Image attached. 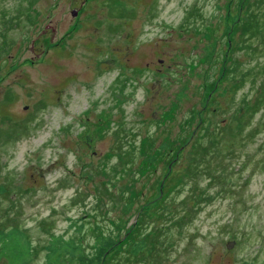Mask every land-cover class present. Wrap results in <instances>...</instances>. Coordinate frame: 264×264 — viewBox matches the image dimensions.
Listing matches in <instances>:
<instances>
[{"label":"rangeland","instance_id":"1","mask_svg":"<svg viewBox=\"0 0 264 264\" xmlns=\"http://www.w3.org/2000/svg\"><path fill=\"white\" fill-rule=\"evenodd\" d=\"M20 1L0 0V229L27 232L25 264L111 230L105 264H264V0H39L55 37L14 29ZM81 1L97 16L67 37Z\"/></svg>","mask_w":264,"mask_h":264},{"label":"trees","instance_id":"2","mask_svg":"<svg viewBox=\"0 0 264 264\" xmlns=\"http://www.w3.org/2000/svg\"><path fill=\"white\" fill-rule=\"evenodd\" d=\"M233 41L230 40V46ZM148 157V161L154 160ZM3 190V188L1 189ZM131 204L127 205V210ZM83 228V224H76V229ZM95 233V240L91 250L85 249L82 237L66 238L63 235H52L44 246L45 262L43 264H105L110 250L121 242V233ZM144 239H138L130 247L132 256L139 254L145 247ZM34 244L27 232L15 225L7 230L0 229V258L8 260L9 264H25L33 260ZM113 257V254L111 255Z\"/></svg>","mask_w":264,"mask_h":264},{"label":"flooded vegetation","instance_id":"3","mask_svg":"<svg viewBox=\"0 0 264 264\" xmlns=\"http://www.w3.org/2000/svg\"><path fill=\"white\" fill-rule=\"evenodd\" d=\"M20 2L21 1L18 0L16 5L18 6L20 4ZM35 2H36V4L34 6H35L36 13H37L36 18L35 17H31V18L28 17L27 20H21V22L19 24L14 26V29H16L19 25H22V21H25L24 25H29L30 37H37L38 36V35L37 36L33 35V29H35V31H39L40 27L46 26V24H44L43 22L47 20L46 18L50 15V11L52 10V5H49L47 2H46V6L41 8V9L37 8L39 0H33L31 2V4H34ZM73 2H75V1H73ZM54 3H56V2H54ZM78 4L71 8V14L74 17V21L70 24L73 26L72 30H71L72 33L70 31L69 34L67 35V37H75V35L72 36L73 32L79 30L80 28H85L87 26L86 23H88V21H90V20H93L95 18V16H97L96 9L98 7V4L96 2L89 4V2L84 3V1H81ZM0 10H1L0 16H2V19H3L4 15H7V17L11 16L9 14L10 11L6 7H0ZM51 26L52 25L49 24L48 26L43 28L42 29V36H39V37H55V34L53 32L56 31V28H50ZM8 33L9 32H7V34ZM3 34H6V33L3 32ZM44 42L46 43V45H49L50 39L45 38ZM49 49L53 50L52 47L47 48L44 50V52L41 55H47L48 56V53H46V51H48ZM160 61H163V60L160 59Z\"/></svg>","mask_w":264,"mask_h":264},{"label":"water","instance_id":"4","mask_svg":"<svg viewBox=\"0 0 264 264\" xmlns=\"http://www.w3.org/2000/svg\"><path fill=\"white\" fill-rule=\"evenodd\" d=\"M235 243H236V241L230 240V241H228L227 247L232 248L235 245Z\"/></svg>","mask_w":264,"mask_h":264}]
</instances>
